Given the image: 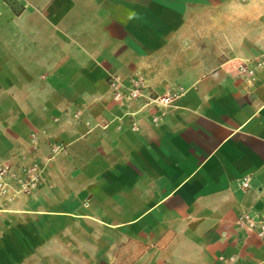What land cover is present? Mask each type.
Wrapping results in <instances>:
<instances>
[{"label": "crops", "instance_id": "obj_1", "mask_svg": "<svg viewBox=\"0 0 264 264\" xmlns=\"http://www.w3.org/2000/svg\"><path fill=\"white\" fill-rule=\"evenodd\" d=\"M11 1L0 163L44 171L0 197V264H264L237 224L264 220V0ZM111 75L176 100L117 102Z\"/></svg>", "mask_w": 264, "mask_h": 264}, {"label": "built area", "instance_id": "obj_2", "mask_svg": "<svg viewBox=\"0 0 264 264\" xmlns=\"http://www.w3.org/2000/svg\"><path fill=\"white\" fill-rule=\"evenodd\" d=\"M264 62L258 64L262 66ZM239 74L245 78H254V69L246 63L238 66ZM108 84L113 96L117 102H134L146 100L147 105L155 106L159 109H166L173 105L176 95L169 93L165 95H153L148 90V85L142 76H136L130 79L129 83L118 75H111L108 78ZM158 118H154L157 122ZM137 123L133 124V130H137ZM56 149H61L57 147ZM44 169L39 162L32 161L27 165L15 167L10 163H0V197L12 201L20 195H29L33 193L43 181ZM243 188L249 187V179L242 182ZM237 224L247 230H255L259 237L264 238V220L255 219L249 213L242 211L237 218ZM223 259L222 257L220 258ZM229 264H232L230 261Z\"/></svg>", "mask_w": 264, "mask_h": 264}, {"label": "rangeland", "instance_id": "obj_3", "mask_svg": "<svg viewBox=\"0 0 264 264\" xmlns=\"http://www.w3.org/2000/svg\"><path fill=\"white\" fill-rule=\"evenodd\" d=\"M5 2H7V4H9V5H12V4H13L11 0H5ZM74 234H75V233H73V235H74ZM36 246L38 247L39 244H36ZM38 248H39V247H38ZM52 261L57 262L58 259L52 258ZM31 264H44V260H43L42 258H38V257H37L35 260H33V262H32Z\"/></svg>", "mask_w": 264, "mask_h": 264}]
</instances>
